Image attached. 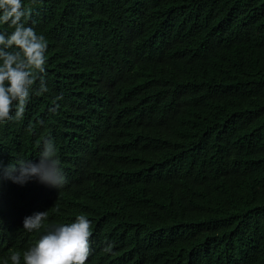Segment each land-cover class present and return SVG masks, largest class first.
Instances as JSON below:
<instances>
[{"label":"trees","instance_id":"16d2710c","mask_svg":"<svg viewBox=\"0 0 264 264\" xmlns=\"http://www.w3.org/2000/svg\"><path fill=\"white\" fill-rule=\"evenodd\" d=\"M22 3L45 72L0 160L50 139L66 183L0 180V264L80 215L85 264H264V0Z\"/></svg>","mask_w":264,"mask_h":264},{"label":"clouds","instance_id":"9594fccd","mask_svg":"<svg viewBox=\"0 0 264 264\" xmlns=\"http://www.w3.org/2000/svg\"><path fill=\"white\" fill-rule=\"evenodd\" d=\"M0 13V22L14 27L10 34L0 33V122L19 121L36 83L33 70L45 72L47 42L33 27L25 25L22 0H0ZM13 46L19 50L7 51ZM47 90L44 77L40 76L36 94ZM38 158V162L27 159L11 161L7 165L0 160V180L25 184L35 178L54 188L62 187L66 177L52 140H44ZM47 216V211L26 216L23 229L39 231ZM91 235V221L84 215L69 224L53 225L23 253L24 264H85L91 251ZM110 249L111 245H108L105 250ZM10 259L12 264H20L21 254L14 252Z\"/></svg>","mask_w":264,"mask_h":264},{"label":"bare ground","instance_id":"6f19581e","mask_svg":"<svg viewBox=\"0 0 264 264\" xmlns=\"http://www.w3.org/2000/svg\"><path fill=\"white\" fill-rule=\"evenodd\" d=\"M104 233V232H103ZM105 234V233H104ZM176 258V257H175Z\"/></svg>","mask_w":264,"mask_h":264}]
</instances>
